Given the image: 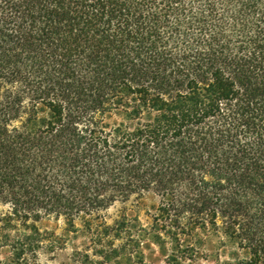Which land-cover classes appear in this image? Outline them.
I'll return each instance as SVG.
<instances>
[{"label": "trees", "instance_id": "obj_1", "mask_svg": "<svg viewBox=\"0 0 264 264\" xmlns=\"http://www.w3.org/2000/svg\"><path fill=\"white\" fill-rule=\"evenodd\" d=\"M68 248L264 264V0H0V264Z\"/></svg>", "mask_w": 264, "mask_h": 264}, {"label": "rangeland", "instance_id": "obj_2", "mask_svg": "<svg viewBox=\"0 0 264 264\" xmlns=\"http://www.w3.org/2000/svg\"><path fill=\"white\" fill-rule=\"evenodd\" d=\"M116 213H117V211L114 209L105 215L108 222H111L116 217ZM140 220L145 227H148L151 224L150 217L146 214L145 209L141 211ZM49 227L53 228V227H55V224L50 223ZM79 243H80V240H79ZM211 252H214V250H211ZM71 254H72L71 248H68L62 252H59L55 261H51V262H49V264H69L70 263L69 259H70ZM147 254H149V252ZM152 257L154 259L159 260V261H157V264H163L162 257L160 256V254L158 253L157 250H156L155 254L152 255ZM200 264H216V263L213 261H203V262H200Z\"/></svg>", "mask_w": 264, "mask_h": 264}]
</instances>
